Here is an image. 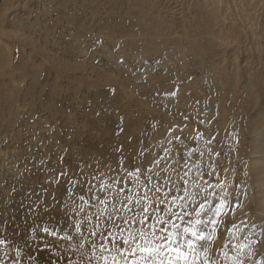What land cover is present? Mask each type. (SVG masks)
<instances>
[{
	"label": "rangeland",
	"instance_id": "374dc122",
	"mask_svg": "<svg viewBox=\"0 0 264 264\" xmlns=\"http://www.w3.org/2000/svg\"><path fill=\"white\" fill-rule=\"evenodd\" d=\"M27 53L51 75L34 92L21 69ZM53 59L91 64L107 82L94 83L81 69L62 76ZM48 92L56 95L51 106ZM101 107V124L113 129L83 127L89 109ZM261 115L264 0H0V231L9 241L0 246V262L14 264L13 249L22 252L20 264L79 261L71 247L79 239L61 241L75 233L53 204V195L63 202L68 186L50 187L52 170L91 180L97 161L105 173L125 157L130 169L142 162L152 167L134 159L148 145L161 156L163 148L183 155L188 168L178 170L190 169L185 188L211 184L212 208L227 202L219 216L199 217L209 221L210 239L196 242L209 260L232 264L224 253L236 256L234 246L243 244L245 264H264L262 188L252 159ZM172 165V158L162 162ZM42 188L47 212L35 194ZM33 221L65 231L46 237L45 248L38 238L45 234L31 231ZM178 223L182 233L186 225ZM233 224L240 230L230 235Z\"/></svg>",
	"mask_w": 264,
	"mask_h": 264
},
{
	"label": "snow or ice",
	"instance_id": "6c2138e0",
	"mask_svg": "<svg viewBox=\"0 0 264 264\" xmlns=\"http://www.w3.org/2000/svg\"><path fill=\"white\" fill-rule=\"evenodd\" d=\"M94 114L97 118L102 117L103 107ZM173 138L180 139L174 133ZM168 143L172 141L169 140ZM162 151L165 156L146 145L134 159L147 161L152 167H146L142 162L130 169L125 163V157L124 160L117 161L115 168H107V173H114L113 175L99 171L105 166L97 161L96 171L90 173L91 180L83 172L79 174V178H73L69 171L56 173L52 170L53 175L46 183L51 187L66 182L68 186L63 202H59L53 195V204L63 211L67 218V228L75 233L65 234L61 241L75 242L79 239L71 247L73 254L79 252L81 259H66L65 264H196L201 256V264H217L216 260H209L206 247L197 246L196 242L207 241L211 236L210 232L206 234L204 230L209 221L199 217L202 213L219 216L228 206L227 202L211 207L213 200L209 197L212 193L208 191L211 184L205 188L197 182L194 185L196 191L186 189L185 185L189 183L186 177L190 169L184 171L183 175L178 170L188 168L185 157H172V150L169 148H163ZM188 155L193 153L189 152ZM169 158L173 159L170 170L162 166V162ZM199 175L202 177L204 174ZM208 175L212 173L209 172ZM47 192L46 188H42L35 193L39 203L45 205V212L50 207L46 204ZM193 214L197 219H190ZM180 221L186 225L182 233L179 231ZM210 223L216 225L215 220ZM197 226L201 227L198 229ZM234 229L240 230L233 224L228 229L230 235ZM31 231L44 233L45 236L38 238L46 241V237L56 238L65 229L49 227L48 222L42 226L33 221ZM188 234L191 238L186 239ZM260 234L264 235V225L261 226ZM8 243L7 237L0 231V246ZM86 245L90 251L86 250ZM44 247H49L47 241ZM234 247L237 249L236 256L224 253L225 259L232 264H245L241 256L246 246L237 244ZM13 251L16 256L14 264H20L22 252L16 249Z\"/></svg>",
	"mask_w": 264,
	"mask_h": 264
},
{
	"label": "bare ground",
	"instance_id": "6f19581e",
	"mask_svg": "<svg viewBox=\"0 0 264 264\" xmlns=\"http://www.w3.org/2000/svg\"><path fill=\"white\" fill-rule=\"evenodd\" d=\"M34 47H36V46H34ZM20 59H21V66H22L21 69H23V72H22V70H21V72L24 75L23 77L31 85V86H29V89H31L32 91L35 89L37 90L40 83L49 82V80H50L49 76H51V75L49 74V72L47 70L43 71L44 69L42 67H39V65L37 63H35V61L33 60L31 55H29L27 53V54L23 55ZM50 62H53L52 66H54L60 70V73L62 76H65L67 70H69V69L70 70L81 69V70H83V72H82L83 75L88 77L89 80L91 79V81H93L94 83H100V84L105 83V82H107V79H108L103 71L93 67L91 64L86 65L87 63L86 64L84 63L85 66H83L84 64L83 65H81V64L80 65H72L71 63H67V62H63V61L55 60V59H53ZM52 79L55 81V77H52ZM81 79H83V78H81ZM85 81H87V80L85 79ZM108 98L106 101H108ZM55 99H56V95L54 93L48 92L45 95V103L46 104L45 103L44 104L51 106L53 103L55 104ZM94 113L95 112L93 109H92V111H91V109H89L88 114L85 115L86 117H83V120L81 121V125L83 124L82 125L83 127H85V128L90 127L91 129H95L96 132L98 131V132H103V133L110 131L109 129H113V127H110V126L109 127H105V126L103 127V124H101L100 119L97 118V116ZM263 126H264V115H261V118L259 120V126L256 127V129L254 130V134H253V135H255V139H256V140L255 139L253 140V142L256 143V151H254V153H256V155L254 158H252V159H255V160H253L254 163H253V161H252V163L256 165L255 175H256V177H258L260 189L262 188V191L258 190V191H261L260 192L261 193L260 202H262L261 204L263 205V208H264V141L261 139ZM112 153H113L112 155H117L114 151ZM114 160H116V158H114ZM262 211H263V209H262ZM259 213L261 214V212H259ZM263 213H264V211H263ZM263 216H264V214H263Z\"/></svg>",
	"mask_w": 264,
	"mask_h": 264
}]
</instances>
